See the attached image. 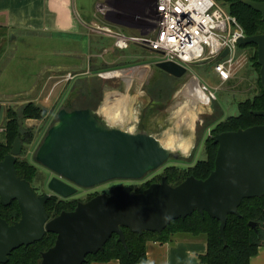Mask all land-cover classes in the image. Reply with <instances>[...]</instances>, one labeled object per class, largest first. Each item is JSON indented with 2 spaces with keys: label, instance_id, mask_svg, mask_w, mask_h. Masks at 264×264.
I'll list each match as a JSON object with an SVG mask.
<instances>
[{
  "label": "water",
  "instance_id": "obj_1",
  "mask_svg": "<svg viewBox=\"0 0 264 264\" xmlns=\"http://www.w3.org/2000/svg\"><path fill=\"white\" fill-rule=\"evenodd\" d=\"M243 2L260 12L264 21V1ZM238 43L257 45L264 88V31L240 38ZM157 66L177 77L187 71L172 61L158 62ZM5 113V106L0 105V126ZM253 114L264 116V110ZM213 139L219 145L215 168L205 179L191 175L172 185L163 177L142 192L133 191L129 185H116L109 194L79 201L74 210L50 218L46 202L52 195L68 198L77 192V186L90 188L112 179H141L171 156H190L196 144L190 152L182 153L166 146L152 131L110 123L91 107L62 108L36 153L37 162L57 174L48 182L51 193L39 195L18 175L16 162L23 147L19 137L11 152L0 160V201L7 206L17 200L21 210L20 219L13 223L0 215V264L7 263L15 249L40 241L47 232L56 233L57 239L42 253L39 264H83L87 255L103 249L114 233L127 247L123 227L140 235L147 230L161 232L171 220L185 218L195 210L220 220V232L227 243L228 215L239 214L245 198L264 195V125L224 131ZM249 224L256 227L253 221Z\"/></svg>",
  "mask_w": 264,
  "mask_h": 264
},
{
  "label": "rangeland",
  "instance_id": "obj_2",
  "mask_svg": "<svg viewBox=\"0 0 264 264\" xmlns=\"http://www.w3.org/2000/svg\"><path fill=\"white\" fill-rule=\"evenodd\" d=\"M100 1L104 0H87L88 9L92 11L93 17L97 11V3ZM120 29L127 33L139 32L126 26H121ZM4 35L3 32H0V105H4L6 111L8 108H11L21 114L24 105L33 101L45 106L48 111L47 117L44 120L27 119L25 121L27 127L34 129L35 137L30 144H22V151L19 155L21 159L27 158L37 165L39 173L38 178L34 180L33 186L37 188L40 194L43 192L51 193L48 182L52 177L56 176L53 171L37 162L35 158L40 143L43 141L45 135H47L51 126L50 124L54 120L53 118L56 117L58 109L63 106L67 97L70 96V92L75 91L74 93L78 96L73 95L71 99L74 109L86 108L90 104L97 102L96 100H87L81 95L86 88L93 89L91 91L95 92L94 94L98 98L100 96L101 99L103 98L104 79L96 75L104 69L123 68L139 63L152 62V69L149 71L146 81L148 77L149 80L152 77L153 80L166 84L169 90L165 97H168L175 88L178 89L164 109L153 108L150 105L134 109L130 108L132 100L135 99V94L140 90V86L143 85L140 80L135 79L133 83L134 87L129 93L120 94L116 99H112V102H108V105L116 109V113L121 117L113 114L109 115L104 110L106 112L105 115L111 119V121L108 120L109 122L130 125V129H133L137 127V124L134 120L131 122L129 119H139L144 113L143 109L147 108L146 110L151 117L148 120L149 125L155 130L160 140H164L169 135L175 138L187 135L192 139L191 146L192 144L194 145L195 139L196 144L191 152V159L171 158L166 164L141 179L108 180L97 186L81 189L76 194L70 196V198L85 200L88 195L95 192L99 194L104 190L109 192L116 185H129L134 188L156 178L168 165L186 167L195 164L198 160L205 159V141L211 136V131L216 124L231 115H238L239 102L253 97L260 91L257 73L250 62L238 73L237 77L221 85L219 76L209 65H192L183 76L177 77L158 67L157 63H155L157 57L153 53L145 51L144 55L138 58L137 55L140 52L133 47L126 50L109 52L103 57L91 58L89 55L96 52L99 53L104 48H112L114 44L113 38L97 33L82 37L83 41L79 40V43L74 42V39L77 37H74L71 41L70 36L64 33L45 32L42 34L41 40L35 39V33H32V36L26 35L24 37L17 32L8 35V37ZM2 37L4 40L1 39ZM59 37H62V39H58ZM116 57L121 59L119 62L111 64L112 60ZM98 61L105 64H97ZM83 71H86V73ZM68 72H71L74 77L69 78ZM193 75L199 77L202 83H206L210 91L214 90L215 87H219L213 97V101L207 105H202L200 102L199 105L196 100L187 96L183 91ZM122 78L116 77L111 79L110 82L112 85L124 88L126 83ZM128 84L130 85V83ZM146 85L144 84L142 89H145ZM107 94L108 92H106ZM109 96L108 94L106 97ZM106 97L105 100L103 99L104 102L106 101ZM142 100L145 104V98ZM103 101H101V112H103V109H106L103 106ZM197 106L200 108L198 110L200 112L195 118L194 131H191L188 124L183 123V115H186L187 112H190L194 108H198ZM136 112L138 113L137 116H135ZM6 114L7 112L5 113L3 124L0 126V142L6 140L4 126L7 119ZM205 122L210 123V126H207V129L205 131L202 130L201 133V127ZM191 146L186 152L190 151ZM177 236L181 237L182 235L178 234ZM203 238V235L197 236V239Z\"/></svg>",
  "mask_w": 264,
  "mask_h": 264
},
{
  "label": "trees",
  "instance_id": "obj_3",
  "mask_svg": "<svg viewBox=\"0 0 264 264\" xmlns=\"http://www.w3.org/2000/svg\"><path fill=\"white\" fill-rule=\"evenodd\" d=\"M223 1L229 5L230 12L235 15L242 24L247 36H254L264 31V21L262 20V14L260 12L246 5L243 0ZM255 1L262 2L264 0ZM241 48H247L250 50V64L257 73V81L260 86V91L253 97L239 102L238 115H231L216 124L211 131V136L205 141V159L198 160L195 164L186 167L168 165L160 175L156 176V178L147 181L140 186L134 187L133 191L142 192L152 183L160 182L163 177H166L168 183L172 185H178L191 175L198 179L207 178L215 168V159L219 146L214 142L213 136L215 134L224 131L247 128L254 125H264V116L253 114V111L255 110H264V88L260 78V65L257 62L258 47L256 44H249L241 45ZM101 64L105 63H100V65ZM96 76L101 77L99 75ZM101 78L103 79V77ZM147 87L150 89L152 96L163 101H167V99H169L177 90L175 88L168 97H165L169 90L166 87V84H162L153 79L150 80ZM153 88H157L158 94L153 92ZM91 90L93 89L86 88L81 95L87 100H96V103L90 104V106L96 107L101 96L98 98V96L94 94L95 92ZM74 92L75 91L70 92V96L67 97L66 102L62 106L69 111L74 109L71 102L73 95H76ZM6 112L7 119L4 125L6 140L0 142V160H3L5 155L11 152L13 143L17 137L21 139L23 145L30 144L33 141L35 131L25 125L27 119H44L48 114L45 106L39 105L33 101L24 105L21 114L11 108H8ZM57 120L58 117H56L53 122ZM207 126L209 127L210 123L205 122L202 125L200 132L202 130L205 131ZM16 168L18 175L27 179L38 193L37 188L33 186L34 180L38 178L39 173L37 165L29 161L27 158L21 159L18 156ZM149 173L150 172L147 174ZM45 193L46 192L38 194L43 195ZM97 194L99 193L95 192L94 194L88 195L85 201L91 199ZM80 200L81 199L79 198H62L53 195L46 202V209L50 218H53L64 210H74ZM0 215L9 223H13L20 219L21 210L18 201L13 200L11 204L7 206L3 205L0 201ZM250 221L256 223L255 228L249 224ZM123 230L126 236L127 247H125L122 242L117 241L118 234L114 233L107 240L104 248L96 253L88 254L86 261L83 264H91L94 261L105 262L113 259L119 260L122 264H140L147 259L146 244L148 241L162 243L171 242L178 234L204 236L207 243V251L199 256L200 262L203 264H250L251 258L258 253L259 247L264 242V195L245 198L239 206V214L231 213L228 215V221L225 228L227 243L224 242L220 232V220L211 217L206 211L204 214H201L198 210H195L191 215H188L185 218L179 217L173 219L161 232L147 230L140 235L128 227H123ZM56 239V233L47 232L40 241L15 249L10 254L8 262L4 264H39L42 260V253L52 247L55 244Z\"/></svg>",
  "mask_w": 264,
  "mask_h": 264
},
{
  "label": "built area",
  "instance_id": "obj_4",
  "mask_svg": "<svg viewBox=\"0 0 264 264\" xmlns=\"http://www.w3.org/2000/svg\"><path fill=\"white\" fill-rule=\"evenodd\" d=\"M143 1L145 13L140 18L138 33H127L105 23L111 8L106 1L97 3L96 18L100 21L94 22L89 28L92 32L114 40L112 48H104L102 57L109 52L133 47L140 52L138 58L149 51L157 57L155 63L172 61L187 71L192 65H209L219 76L221 85L237 77L249 64V49L241 48L238 43L240 38L247 36L245 29L223 0ZM152 64L144 62L123 68L104 69L98 75L104 79L123 77L130 86L135 79L144 84ZM128 74L133 75L130 82L126 78ZM67 75L69 78L74 77L71 72ZM193 77L198 79L212 102L219 87L210 91L199 77Z\"/></svg>",
  "mask_w": 264,
  "mask_h": 264
},
{
  "label": "crops",
  "instance_id": "obj_5",
  "mask_svg": "<svg viewBox=\"0 0 264 264\" xmlns=\"http://www.w3.org/2000/svg\"><path fill=\"white\" fill-rule=\"evenodd\" d=\"M104 1H106L111 8V14H108L106 16L104 21L105 23H109L114 25L115 27L120 28L121 26H126L134 31H139V21L145 13V4L143 0ZM114 1H119V4L114 3ZM96 21L100 20L96 18V13L94 14V17L92 16V11H89L87 6V0H0V32H3L5 34L4 36L6 37L16 32L20 33L22 37L26 35L32 36L31 34L35 33V39L41 40L43 33L54 32L67 34L68 36H70L69 38L71 39V41L74 37H77L76 39H74V42L79 43V40L83 41L82 37L90 36L95 33L90 30L89 26ZM60 38L62 39V37H59L58 39ZM1 39L4 40L3 37ZM102 55L103 51L99 53L96 52L89 56L93 58L102 57ZM120 59L121 58L117 57L114 58L111 64L119 62ZM97 64H100L99 61L97 62ZM83 72L86 73V71ZM110 80L111 79L103 80L104 100L108 94L110 95L109 97H106V101L103 102L106 111L112 112L113 115L117 116L118 113H116V109L111 108L108 105V102H112V99H116L120 94L129 93L134 86L128 85V81L124 80V82L126 83L124 88L121 86L118 87L112 85ZM150 80H152V77L150 78ZM150 80L148 77V80L144 84H147L146 86H148ZM144 84L140 86V90L137 91V94H135V99L132 100V105L130 106V108H143V106L150 105L154 102L155 99H157L154 96V98H152L151 96L146 94V91L143 90L144 88L142 89V87H144ZM189 89L190 82L185 86L183 90L187 96H190ZM177 90L174 92L171 98L174 97ZM106 92H108L107 95ZM153 92L158 94L157 88H153ZM143 97L146 100L145 104L142 100L144 99ZM191 98L196 100L198 104L202 100L198 96ZM209 102L210 99L205 103ZM200 104L203 105L204 103L200 102ZM98 111L104 117H108L105 115L104 111L101 112V105L99 106ZM196 111V116H198L200 111H198L197 108H194L187 113H196ZM137 115L138 113L136 112L135 116ZM195 118L193 120L192 127L190 125L189 117H187V115H183V123L188 124V127L192 129V131H194L195 128ZM129 120L131 122L134 120L136 124L139 122V119L135 118ZM122 125L131 128L130 125ZM187 137L189 138V136L187 135H181V137L175 138L174 136L169 135L165 138V141L167 143L175 145L183 153H188L190 151L186 152V150L189 149H183L179 144L184 143V139ZM174 140H177V142L179 143L176 144L175 142H173ZM195 140L193 143H195ZM181 235V237L176 236L175 239L171 242L162 243L157 241H148L146 244L147 259L145 262L140 264H203L200 262L199 256L207 251V243L205 238L197 239V236L191 234ZM91 264L122 263L117 259H113L105 262L94 261ZM250 264H264V242L259 247L258 253L251 258Z\"/></svg>",
  "mask_w": 264,
  "mask_h": 264
},
{
  "label": "flooded vegetation",
  "instance_id": "obj_6",
  "mask_svg": "<svg viewBox=\"0 0 264 264\" xmlns=\"http://www.w3.org/2000/svg\"><path fill=\"white\" fill-rule=\"evenodd\" d=\"M114 3H116V4H119V1H114ZM109 14H111V12H109ZM104 79V78H103ZM146 88H148L147 86L145 87V89H144V91H146V94L147 95H149V96H151L152 98H154L152 95H151V93H150V91H149V89H146ZM104 91V90H103ZM103 94V98L101 99H99V104H97V106L96 107H94V106H89V107H91V108H93L94 110H96V111H98V108H99V106L101 105V101H103V99H104V92L102 93ZM170 99V100H169ZM169 99H167V101L165 100V101H163V100H157V99H153L154 100V102L152 103V104H150V106H153V108H158V109H164L165 107H167V105L170 103V101H171V99L172 98H169ZM101 102V103H100ZM147 107V106H146ZM62 108H65V107H60L59 109H58V112H57V115H56V117H58V113H59V111L62 109ZM86 108H88V107H86ZM67 109V108H66ZM147 108H145V109H143V114L140 116V118H139V122L137 123V128L136 129H146V130H150V131H152L156 136H158L156 133H155V130L152 128V126L151 125H149L150 123H149V119L151 118L150 116H149V113H148V111L146 110ZM68 110V109H67ZM74 110V109H73ZM72 111V110H71ZM98 114L100 115V118H106L107 120H109V121H111V119H110V117H104L99 111H98ZM56 117L55 118H53L54 120L56 119ZM32 119V118H31ZM38 120H44V119H38ZM53 120V121H54ZM52 121V123L50 124L51 126L52 125H54L57 121H55V122H53ZM111 123V122H110ZM119 124V123H118ZM50 126V127H51ZM50 129V128H49ZM48 133V132H47ZM45 137H46V135H45ZM44 137V138H45ZM43 138V139H44ZM44 141V140H43ZM43 143V142H42ZM39 149V148H38ZM183 153V152H182ZM191 156V155H190ZM190 156H188V157H178L179 159L181 158V159H183V160H187ZM171 158H174V157H172L171 156ZM170 158V159H171ZM176 158V157H175ZM177 158V159H178ZM166 164V163H165ZM47 168V167H46ZM50 170V169H49ZM56 174V173H55ZM57 175V174H56ZM64 180H66V179H64ZM67 182H69V183H71L69 180H66ZM72 184H74V183H72ZM77 188H78V190H77V192H79L81 189H84L85 187H80V186H77ZM112 189V188H111ZM76 192V193H77ZM75 193V194H76ZM101 193H107V194H109L110 193V191L109 192H106V190H104V191H102ZM68 198H70V197H68ZM80 201H85V200H80Z\"/></svg>",
  "mask_w": 264,
  "mask_h": 264
},
{
  "label": "bare ground",
  "instance_id": "obj_7",
  "mask_svg": "<svg viewBox=\"0 0 264 264\" xmlns=\"http://www.w3.org/2000/svg\"><path fill=\"white\" fill-rule=\"evenodd\" d=\"M126 78H128V79H129V82H130V81L133 79V75H132V74H128V75L126 76ZM187 84H188V83H187ZM189 92H190V96H191V97H196V96H198L199 98H201V99H202V100L200 101L201 103H205V102H207V101L210 99L208 93L205 92V91L201 88L198 79L195 78V77H192V79H191V81H190V89H189ZM103 106H104V104H103ZM103 106H102V108H103ZM104 108H105V107H104ZM199 109H200V108L198 107L197 110H199ZM104 110H106V109H103V111H104ZM105 113H106V112H105ZM107 113H108L109 115L112 114V112H108V111H107ZM186 115H187V117H189L190 125L193 127V120H194L195 116L197 115V111H196V113H194V112L186 113ZM128 124H129V123H128ZM191 131H192V129H191ZM162 142H163L166 146H168V147H170V148H172V149H174V150H179L175 145L170 144V143H167V142L165 141V139L162 140ZM173 142H175L176 144L179 143V142H177V140H174ZM191 143H192V139H191V137L189 136V138L187 137V138L184 139V143H179V144L181 145V148H183V149H189L190 146H191Z\"/></svg>",
  "mask_w": 264,
  "mask_h": 264
}]
</instances>
